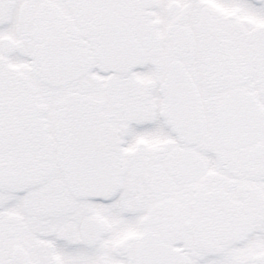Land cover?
Returning a JSON list of instances; mask_svg holds the SVG:
<instances>
[{
	"label": "snow or ice",
	"instance_id": "snow-or-ice-1",
	"mask_svg": "<svg viewBox=\"0 0 264 264\" xmlns=\"http://www.w3.org/2000/svg\"><path fill=\"white\" fill-rule=\"evenodd\" d=\"M0 264H264V0H0Z\"/></svg>",
	"mask_w": 264,
	"mask_h": 264
}]
</instances>
